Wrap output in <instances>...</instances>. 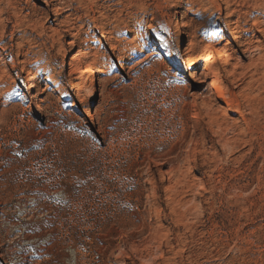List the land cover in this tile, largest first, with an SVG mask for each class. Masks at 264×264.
Returning a JSON list of instances; mask_svg holds the SVG:
<instances>
[{
  "label": "rangeland",
  "instance_id": "rangeland-1",
  "mask_svg": "<svg viewBox=\"0 0 264 264\" xmlns=\"http://www.w3.org/2000/svg\"><path fill=\"white\" fill-rule=\"evenodd\" d=\"M260 3L0 0V264L13 263L27 226L53 236L25 249L24 264L72 251L78 264H264ZM146 44L171 62L135 56ZM86 52L100 59L94 103L91 89L72 90L90 75ZM213 65L240 110L216 100ZM90 104L113 125L106 143ZM169 151L163 167L149 156Z\"/></svg>",
  "mask_w": 264,
  "mask_h": 264
},
{
  "label": "bare ground",
  "instance_id": "bare-ground-1",
  "mask_svg": "<svg viewBox=\"0 0 264 264\" xmlns=\"http://www.w3.org/2000/svg\"><path fill=\"white\" fill-rule=\"evenodd\" d=\"M257 1H260L262 2L261 5H264V2L262 0H257ZM256 3V2H255ZM258 3V2H257ZM259 4V5H260ZM251 5V4H250ZM258 5V6H259ZM260 5V6H261ZM264 7V6H263ZM262 7V8H263ZM238 8V7H237ZM136 27V26H135ZM213 33V32H212ZM184 32H183V29H180V31L178 32V38H179V43L180 44H183L184 43ZM216 34V32H215ZM214 34V35H215ZM223 34V33H222ZM212 35V34H211ZM217 35V34H216ZM207 36V35H206ZM217 38H220V39H223V36H220V35H217L216 36ZM207 40V39H206ZM197 41V40H196ZM114 42V41H113ZM95 43H101L100 41H97ZM131 43V42H130ZM146 42H138L137 45L135 47H139L140 45H144ZM199 43H205L206 46L209 48L210 46V40H207V41H203L201 40ZM224 43V42H223ZM73 44V43H72ZM133 44V43H132ZM195 43L192 42V41H189L187 46H189L190 48L194 45ZM220 44V43H219ZM229 45V44H228ZM252 45V44H251ZM206 48V47H205ZM207 48V49H208ZM193 49V48H192ZM213 49V48H211ZM219 49V48H218ZM217 49V50H218ZM135 50V49H134ZM210 50V49H209ZM216 50V53L218 56H221V50L217 52ZM89 51V50H88ZM192 51V50H191ZM191 51H189L188 49L185 50L184 49V53L182 54L183 57H188L191 53ZM200 51H202V48L200 49ZM213 51V50H212ZM82 53V52H81ZM151 54L152 56L154 57H157L158 60H160L161 62H165V63H170L171 62V58L170 57H167V56H164L163 54L159 53L158 52V49L156 46L152 45V44H146L144 48H136L135 52H134V55L135 56H140V55H143V54ZM195 53V52H194ZM193 53V54H194ZM224 53V52H223ZM80 54V53H79ZM213 54V53H211ZM78 54H76L77 56ZM199 55V53H198ZM209 55V54H208ZM191 56V55H190ZM215 56V55H214ZM83 62L85 64L88 65L89 67V72H90V75L86 78V80H84V78L82 77V74H81V77H77L76 78V83L73 85L72 87V90L73 91H80L81 89H91V100H90V103H94V102H97L98 101V91L93 83V79H94V76L96 73H94L95 70H97L96 68L98 67V63L100 62V59L97 57V55H91V52H86L85 54H83ZM129 62V60H128ZM160 62V63H161ZM262 62V61H261ZM126 63V62H125ZM217 63V62H216ZM214 64V62H213ZM229 64V63H228ZM230 65V64H229ZM228 65V66H229ZM107 66V65H106ZM125 67L126 65H122L121 66V69L122 70H125ZM127 69V67H126ZM210 69L212 70V74L214 76V81L209 85V88L210 89H213L215 91V94H216V97L217 99L216 100H219L221 102H223L226 106V108L228 110H240V105L236 104V100L231 96L230 93H228L226 87L223 86L221 80H220V71L218 68L214 67V65L212 66V68L210 67ZM238 69L240 68H234V71L230 72L231 73V76L234 77V75H236ZM111 70V69H110ZM233 70V69H232ZM243 70V69H242ZM82 73V71L80 70V68L78 67H74V66H71V69H70V75L73 77L74 75H76L77 73ZM86 72V71H85ZM229 72V71H228ZM241 72V71H240ZM84 73V72H83ZM128 73V72H127ZM258 74V73H257ZM190 76H185V75H182L180 72L178 71H174V76L176 78H179L181 79L182 81H186V80H194L196 79V73L191 71ZM198 77V76H197ZM207 77V76H206ZM122 79V78H121ZM199 79V78H198ZM119 80V79H118ZM89 81H91V85H89ZM102 81V80H101ZM100 81V82H101ZM201 82V81H200ZM105 83V82H104ZM250 84V83H249ZM104 87V86H102ZM208 88V89H209ZM35 89V86H34V82L31 81L29 83V87H28V92H31ZM104 89V88H103ZM87 90V91H88ZM254 90V89H253ZM104 93H105V90H103ZM248 92V91H247ZM203 93V92H202ZM199 98V97H198ZM214 99V100H215ZM254 101V100H253ZM219 105V103H218ZM244 107V106H243ZM38 108V107H37ZM221 108L224 109V106L221 105ZM89 109L90 111H88V115H87V118L91 119L92 120V123L95 125V128H97V133L99 134L100 138L102 139V141L104 143H106V141L108 140V138L110 137V134L111 132L113 131L112 129V126L110 125V123L108 122V120L106 121V123L104 125H101L99 123V116H100V112L103 111L102 110V105L100 104L99 107H97V109L94 111V108L92 107V105L90 104L89 106ZM43 110V109H42ZM255 111V110H254ZM241 115V114H240ZM244 116V115H243ZM243 118V117H242ZM247 120V119H246ZM80 121V120H79ZM83 121V120H82ZM246 122V121H245ZM248 123V122H247ZM85 125V124H84ZM115 129V128H114ZM112 130V131H111ZM92 134L93 137L95 138H98L96 136V134H94V128H93V132L92 130L88 131ZM112 135V134H111ZM152 139V138H151ZM149 152V151H148ZM155 153V152H154ZM153 153V154H154ZM148 154V153H147ZM161 154V153H160ZM171 155H172V151H169V153L167 155H150V157H152L151 159L152 160H155L154 162L157 164L156 166L157 167H163L165 163H168V162H171ZM173 156V155H172ZM177 157V156H176ZM178 160V159H177ZM149 161V160H148ZM173 163V161H172ZM172 166V165H171ZM174 170V169H173ZM172 175V174H171ZM148 180V179H147ZM163 180V184H165L166 182V177L162 179ZM146 181V180H145ZM189 184V183H187ZM185 187V186H184ZM155 188V187H154ZM156 189V188H155ZM165 191L167 193L166 195V198H165V202H170L172 201V191L169 187H166L165 186ZM145 190V189H144ZM156 191V190H155ZM154 196H156V193L154 192L153 193ZM156 208V207H155ZM156 211V210H155ZM158 213V212H157ZM160 214V213H159ZM42 215V214H41ZM44 215V214H43ZM159 216V215H158ZM38 217V216H37ZM28 222V221H27ZM33 222V221H32ZM39 222V221H38ZM40 223V222H39ZM36 224V223H35ZM38 224V223H37ZM37 226V225H36ZM29 227V226H27ZM25 228V231L21 232V237H22V245L24 246L23 248L21 247L16 253H15V258L13 260V263L12 264H21L23 263L24 260H26L24 258V251L25 249L27 250L28 247L30 246H40V243L43 242V241H46V245L48 244H51V241H52V232L50 231H45V232H36V233H32L29 228ZM23 228V226H22ZM38 228V227H37ZM21 229V228H20ZM38 231V230H37ZM55 237V236H54ZM18 238V237H17ZM54 244V243H53ZM53 247V246H51ZM40 249H42L41 247H39ZM44 249V248H43ZM68 249H72L71 247L68 248ZM67 250V249H66ZM10 255V254H9ZM14 255V254H13ZM45 255V254H44ZM10 258V257H9ZM61 261L63 263H61ZM11 262H12V259H11ZM26 262V261H25ZM24 262V263H25ZM23 263V264H24ZM7 264V263H6ZM60 264H78V260H77V256H76V252L75 251H72L71 252V255L68 257V259L65 261H63L62 259L60 260Z\"/></svg>",
  "mask_w": 264,
  "mask_h": 264
}]
</instances>
